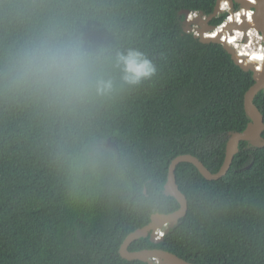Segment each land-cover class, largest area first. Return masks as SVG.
<instances>
[{"label":"trees","instance_id":"16d2710c","mask_svg":"<svg viewBox=\"0 0 264 264\" xmlns=\"http://www.w3.org/2000/svg\"><path fill=\"white\" fill-rule=\"evenodd\" d=\"M217 1L0 0V60L44 32L68 30L89 52L136 49L157 69L75 116L0 99V264H149L123 259L120 249L153 215L180 209L165 193L173 160L193 155L218 173L229 134L252 122L245 106L252 72L223 45L184 31L182 12L208 16ZM255 104L264 115V92ZM93 137L126 160L131 194L107 181L70 191L56 163L59 146ZM176 175L187 215L160 244L141 238L129 250L160 249L193 264H264V147L242 142L217 181L189 163Z\"/></svg>","mask_w":264,"mask_h":264},{"label":"clouds","instance_id":"9594fccd","mask_svg":"<svg viewBox=\"0 0 264 264\" xmlns=\"http://www.w3.org/2000/svg\"><path fill=\"white\" fill-rule=\"evenodd\" d=\"M248 2L255 4L256 0ZM221 9L229 11L227 0L221 4ZM253 15L252 10L242 8L228 15L224 23L229 24L234 20L240 24L241 17H244L247 23L252 24ZM197 16L198 12L192 11L188 20ZM223 27L224 24L216 27L213 34L219 33ZM244 35L241 31H235L234 35L226 38L241 49L240 54L248 57V63L256 62L257 70H260L264 67V44H261L264 43L261 42L264 36L253 28L247 32L249 43L237 45L236 42L242 40ZM253 40L255 45L252 44ZM109 65L117 75L109 70ZM156 72L152 61L139 50L114 49L111 52L92 53L71 31L51 30L0 60V99L42 102L61 114L75 116L115 99L125 88L141 85L152 79ZM56 163L71 192L88 191L105 181L129 194L133 191V177L126 160L117 158L105 148L100 137L60 145Z\"/></svg>","mask_w":264,"mask_h":264},{"label":"water","instance_id":"95a60500","mask_svg":"<svg viewBox=\"0 0 264 264\" xmlns=\"http://www.w3.org/2000/svg\"><path fill=\"white\" fill-rule=\"evenodd\" d=\"M229 1L231 2L232 8L235 6V4H238L243 8L246 7L245 3L242 0ZM222 2L223 0L217 1L216 7L212 14L206 16L204 12H199L198 16L194 18L193 21L188 20L190 12H182L181 14L185 15L187 18L184 21L183 27L186 33H191L194 30V27H196L195 31L198 32L197 38H199L202 43H219L223 45L238 66H240L246 72H252L255 84L247 92L245 98L246 111L252 119V122L249 124L245 131L229 134L225 162L218 173H212L200 159L193 155H180L173 160L169 168V177L168 183L165 187V193L168 196L174 197L178 201V203L180 204V209L168 215H153L151 223L148 226L131 233L126 238L120 249V254L122 258L127 261H143L149 264H153L152 262L154 261L163 263L171 262L172 264H193L184 259L179 258L175 254L166 252L164 250L150 249L142 251H130L129 248L133 242L141 238L148 237L150 238L152 243L156 245L160 244L163 239H156L155 230L158 228L168 227L165 232L169 233V231L173 229L178 224V222L187 215L189 210L188 199L180 190L177 183L176 171L180 164H192L207 180L217 181L225 177L230 171L234 159L240 151V145L242 142H250L253 146L264 147V139H262V135L264 133V115L255 104V99L257 98V96L261 92H264V68L262 72H259L255 64L247 63L248 60L246 58L240 57L241 50H237L236 47H232L231 45L223 41L222 35H219L218 38H210L207 35L212 32H215L216 30V26L209 24L221 14ZM251 8L254 11L253 19L258 26L256 30L262 36H264V0H260L259 5H254ZM250 27L251 26L249 25V23L245 21V18H243L242 23H229L227 27L224 28L225 30H228V32L233 33L235 29L248 32L250 30ZM245 43H249L247 37L245 38ZM146 190L147 189H145V193L147 192Z\"/></svg>","mask_w":264,"mask_h":264},{"label":"bare ground","instance_id":"6f19581e","mask_svg":"<svg viewBox=\"0 0 264 264\" xmlns=\"http://www.w3.org/2000/svg\"><path fill=\"white\" fill-rule=\"evenodd\" d=\"M243 1V0H242ZM223 2H224V0H223ZM222 2V3H223ZM228 2V1H227ZM244 2V1H243ZM259 2H260V0H256V3L254 4V5H259ZM221 3V4H222ZM245 3V2H244ZM228 4H229V8L230 9H232V6L230 5V3L228 2ZM245 5H246V7H244L243 9H245V10H252L253 11V9L251 8L252 6H254L253 4H246L245 3ZM223 11V10H222ZM253 13H254V11H253ZM231 14H234V13H231ZM243 18L244 17H241V21H243ZM193 20V19H192ZM191 20V21H192ZM245 21H246V19H245ZM247 22V21H246ZM230 24L231 23H236L234 20L233 21H231V22H229ZM251 27H250V29H255L256 30V28L258 27L257 26V24L255 23V21H254V19H253V23L252 24H249ZM223 29V28H222ZM221 29V31L219 32V33H216V35L215 36H213L212 35V33H210V34H207L208 35V37H210V38H218L219 37V35H222V40L223 41H225L226 43H228L229 45H231V46H234L233 44H231V43H229L228 42V39L226 38L227 36H231V35H234V33H235V31L233 32V33H230V32H228V30H225V28L222 30ZM236 31H241L242 33H245V35L243 36V38H242V41H244V43H245V38L247 37L248 38V40H249V37L247 36V32H244V31H242V30H236ZM257 31V30H256ZM258 32V31H257ZM214 33V32H213ZM229 33V34H228ZM258 34H260L259 32H258ZM261 35V34H260ZM262 36V35H261ZM264 40H262L261 42H263ZM238 42V41H237ZM236 42V43H237ZM254 42V40L252 41V43ZM238 44H239V42H238ZM248 43H246V44H244V45H247ZM234 47H236V48H239V47H237V46H234ZM240 57L241 58H246L247 60H248V57L247 56H243V55H240ZM248 63V62H247ZM253 64H255L256 66H257V63L256 62H252ZM263 68L264 67H261L260 69H261V72L263 71ZM259 71V70H258ZM260 72V71H259ZM153 264H172L171 262H168V263H163V262H152Z\"/></svg>","mask_w":264,"mask_h":264},{"label":"rangeland","instance_id":"374dc122","mask_svg":"<svg viewBox=\"0 0 264 264\" xmlns=\"http://www.w3.org/2000/svg\"><path fill=\"white\" fill-rule=\"evenodd\" d=\"M227 1H228V2L230 3V5H231V2H230L229 0H227ZM242 8H243V7H241V6H239L238 9L235 8V7H234L233 9H230V8H229V11H227V12H226V11H222L221 14H222V13H227L228 15H230L231 13H235V12L239 11V10L242 9ZM229 13H230V14H229ZM186 19H187V18H186ZM236 30H237V29H235L234 31H236ZM238 30H239V29H238ZM193 31H194V33L197 35L198 32L195 31V27H194V30H193ZM212 33H213V32H212ZM228 34H229V33H228ZM238 42H239V44H238ZM238 42H237V45H244V44H246V43H244V41H242V40H240V41H238ZM252 44L254 45V42H253ZM232 47H234V46H232ZM236 49H237V50H241L240 48H236ZM167 228H168V227H165V228H164L163 230H161V231L165 232V230H166Z\"/></svg>","mask_w":264,"mask_h":264},{"label":"built area","instance_id":"2783aa9c","mask_svg":"<svg viewBox=\"0 0 264 264\" xmlns=\"http://www.w3.org/2000/svg\"><path fill=\"white\" fill-rule=\"evenodd\" d=\"M223 24H224V27H226V25H227L228 23H227V24L223 23ZM224 27H223V28H224ZM164 236H165V232L161 231L160 228H158V229L155 230V237H156V239H163Z\"/></svg>","mask_w":264,"mask_h":264},{"label":"flooded vegetation","instance_id":"af4514ba","mask_svg":"<svg viewBox=\"0 0 264 264\" xmlns=\"http://www.w3.org/2000/svg\"><path fill=\"white\" fill-rule=\"evenodd\" d=\"M239 6H240V5H238V4H235V6H234V7L238 9V8H239ZM209 25H212V23H210ZM195 28H196V27H195Z\"/></svg>","mask_w":264,"mask_h":264},{"label":"snow or ice","instance_id":"6c2138e0","mask_svg":"<svg viewBox=\"0 0 264 264\" xmlns=\"http://www.w3.org/2000/svg\"><path fill=\"white\" fill-rule=\"evenodd\" d=\"M212 35L215 36L216 34H213V33H212Z\"/></svg>","mask_w":264,"mask_h":264}]
</instances>
